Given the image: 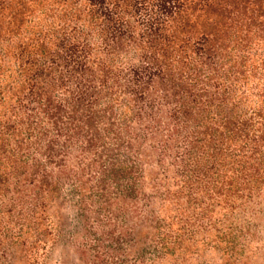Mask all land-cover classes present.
Masks as SVG:
<instances>
[{
  "label": "trees",
  "instance_id": "1",
  "mask_svg": "<svg viewBox=\"0 0 264 264\" xmlns=\"http://www.w3.org/2000/svg\"><path fill=\"white\" fill-rule=\"evenodd\" d=\"M67 250L264 264V0H0V264Z\"/></svg>",
  "mask_w": 264,
  "mask_h": 264
},
{
  "label": "rangeland",
  "instance_id": "2",
  "mask_svg": "<svg viewBox=\"0 0 264 264\" xmlns=\"http://www.w3.org/2000/svg\"><path fill=\"white\" fill-rule=\"evenodd\" d=\"M70 226L72 228L73 225ZM50 264H79V263L77 262V259L73 255V253L67 250L65 255L61 257V259L55 256Z\"/></svg>",
  "mask_w": 264,
  "mask_h": 264
}]
</instances>
